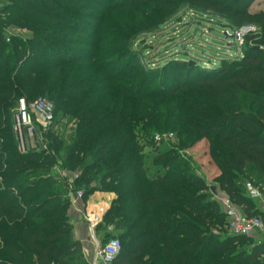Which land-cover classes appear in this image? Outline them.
Masks as SVG:
<instances>
[{"label":"trees","instance_id":"trees-1","mask_svg":"<svg viewBox=\"0 0 264 264\" xmlns=\"http://www.w3.org/2000/svg\"><path fill=\"white\" fill-rule=\"evenodd\" d=\"M0 1V264H90L56 167L83 204L115 193L95 227L105 242L119 234L112 264H264V240L226 234L217 199L220 190L244 214L262 215L247 184L264 200V10L251 12L253 0ZM186 4L223 18L241 53L181 74L170 71L178 58L134 66L144 56L136 37L154 29L146 11L156 6L159 24ZM112 16L123 21L117 29ZM9 27L29 35L7 41ZM38 95L56 120L47 148L20 152L18 100ZM155 132L178 142L163 150ZM203 140L219 171L212 183L200 152L187 151Z\"/></svg>","mask_w":264,"mask_h":264},{"label":"rangeland","instance_id":"rangeland-1","mask_svg":"<svg viewBox=\"0 0 264 264\" xmlns=\"http://www.w3.org/2000/svg\"><path fill=\"white\" fill-rule=\"evenodd\" d=\"M3 7V1H0V8ZM156 6H152V8L146 11L148 14L146 16L149 24L152 25L153 30L144 31L140 33L135 39V46L140 47L141 51L144 52V56L139 59L140 63L137 59L135 60V65H142L141 63H147L149 59L153 58L155 60H159L162 58V63L165 61H169L173 58H178L177 62H170V71L172 73H182V69L186 67H196V68H209L213 67V65L218 64L221 58L231 55L240 54L241 51L237 48L234 39L231 37H226L225 35H230L232 31L229 28L223 27L222 22H224L223 18H221L218 14L213 12L202 13L196 11L189 4L181 5L180 8L170 17L165 18L166 20L161 23H156V19H161L160 17L154 16L153 13L156 12ZM264 10V0H253L252 5L249 10L251 12L257 10ZM156 15V14H155ZM3 17V14H0V18ZM111 23L115 24L113 27L117 29V26L120 27L123 22L121 17L112 16ZM149 19V20H148ZM164 20V19H162ZM147 24V23H146ZM109 25V24H108ZM148 25V24H147ZM110 26V25H109ZM251 29V31L257 30L256 26L246 27ZM7 38L9 41L13 36H22L25 37L29 35V32L26 30H21L19 28H7L5 31ZM243 38V35H242ZM235 40H237V36L235 33ZM8 41V40H7ZM182 54V55H181ZM179 60H183L184 62H180ZM142 61V62H141ZM161 63V64H162ZM121 67H128V59L126 64L120 65ZM131 67V65H130ZM183 67V68H181ZM38 97H44V95H38L34 98V100ZM32 102V101H29ZM67 118L61 122L57 126H54L53 132H58L59 127L62 124L67 123ZM49 131V130H48ZM143 131H139V133L143 134ZM47 131H40L38 135V141L32 144L36 150H40L43 142L47 144ZM154 137L156 135H165V134H173V139L169 141H165L162 145L163 150H167L177 144L178 139L176 133L173 132H155L152 133ZM155 142V141H154ZM31 144V142H30ZM19 150L20 152H24L20 148V142L18 140ZM31 145H28L27 151L30 149ZM209 143L203 140L198 143L194 149L187 150L188 152H200L199 162L201 164L202 169L206 175L207 181L212 183L215 181V176L218 175L217 167L210 161L209 156L207 155ZM26 151V152H27ZM154 156V155H151ZM31 165V164H30ZM29 165V166H30ZM253 187V185H251ZM255 190V187H253ZM223 192L218 190L217 196L222 195ZM261 209L264 206V200L260 194V201L257 202ZM93 209V207H92ZM99 209L103 210L104 208L100 207ZM94 212V211H92ZM90 215L94 216L90 213ZM227 230V229H226ZM228 230L226 231V234ZM255 242H263L264 240V230L255 234L252 237ZM111 239H120L119 234H112L109 238ZM108 241V240H107ZM100 243H105V241L101 240ZM239 247H246L248 244L241 243L238 245Z\"/></svg>","mask_w":264,"mask_h":264},{"label":"built area","instance_id":"built-area-1","mask_svg":"<svg viewBox=\"0 0 264 264\" xmlns=\"http://www.w3.org/2000/svg\"><path fill=\"white\" fill-rule=\"evenodd\" d=\"M251 29L244 28L236 32L237 40L242 43V35ZM9 41V38H7ZM55 112L53 103L46 97H38L32 102H28L25 98L18 100V108L14 116V129L20 142V148L22 151H27L29 148H35L32 144L38 141V135L40 131L50 130L55 123ZM173 139V134L156 135L154 140L156 143L169 141ZM31 142V144H30ZM41 148H47V144L43 142ZM60 176L68 179V190L71 199H80L83 191H74L72 178L68 177V173L55 168ZM250 193L253 197L260 196L258 190H255L251 184H247ZM222 210L225 213L227 219V230L232 235H245L253 236L258 232L264 230V206L262 208L261 216H248L240 211L231 200L224 194L218 195ZM88 215L87 219L90 223V230L93 232V238L95 239L94 229L99 223L100 219L95 214ZM121 251V242L119 239H111L105 243H100L96 240L95 243V257L96 261L91 264H112Z\"/></svg>","mask_w":264,"mask_h":264},{"label":"crops","instance_id":"crops-1","mask_svg":"<svg viewBox=\"0 0 264 264\" xmlns=\"http://www.w3.org/2000/svg\"><path fill=\"white\" fill-rule=\"evenodd\" d=\"M115 197L116 195L113 192L97 191L89 198L86 204H83L80 199H75L74 201L71 199L72 202L69 208V214L74 226V235L76 239L82 242L84 258L90 262V264L96 261L95 243L96 240L100 242L101 238L94 229L96 239L94 240L93 232L90 230V223L87 217L91 213L95 214V216L101 220L103 215L110 208ZM100 207H103L104 210L99 209Z\"/></svg>","mask_w":264,"mask_h":264}]
</instances>
